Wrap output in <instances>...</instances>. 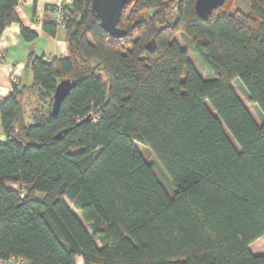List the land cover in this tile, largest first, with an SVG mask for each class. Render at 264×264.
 I'll return each mask as SVG.
<instances>
[{"label":"trees","instance_id":"16d2710c","mask_svg":"<svg viewBox=\"0 0 264 264\" xmlns=\"http://www.w3.org/2000/svg\"><path fill=\"white\" fill-rule=\"evenodd\" d=\"M20 1L0 0V36L19 23ZM233 1L203 20L195 0H128L121 38L101 28L91 0H71L60 22H42L51 37L64 29L67 55L29 53L30 85L12 83L0 103L1 261L264 264L249 249L264 236V0H247L246 14ZM61 79L73 87L53 116L43 103Z\"/></svg>","mask_w":264,"mask_h":264},{"label":"crops","instance_id":"0c3cea01","mask_svg":"<svg viewBox=\"0 0 264 264\" xmlns=\"http://www.w3.org/2000/svg\"><path fill=\"white\" fill-rule=\"evenodd\" d=\"M67 2L68 0H21L16 5L15 12L19 23L13 22L6 26L0 36V54L2 58L0 61V103L12 90L11 76L17 78L16 84L19 86L30 85L32 73L26 66L29 53L35 56L43 55L46 59L67 55L64 29L59 26L54 37L49 36L42 30L44 20L56 21L57 10L51 11L50 6L59 7L61 3L67 4ZM249 9L250 5L247 0L233 1L232 10H239L246 14ZM20 24L33 31L36 34L35 39L27 41L21 34ZM32 120L31 115L28 113L26 121L31 123ZM5 141L6 136L0 123V143ZM7 186L15 187L13 184ZM249 249L255 255L264 254V236L253 241L249 245ZM77 264H83L81 258H78Z\"/></svg>","mask_w":264,"mask_h":264},{"label":"water","instance_id":"95a60500","mask_svg":"<svg viewBox=\"0 0 264 264\" xmlns=\"http://www.w3.org/2000/svg\"><path fill=\"white\" fill-rule=\"evenodd\" d=\"M128 0H91L90 12L99 19V24L103 30L109 33L111 37L121 38L125 35V30L119 28L118 21L123 9V6ZM225 0H195V13L203 20H206L213 9L223 5ZM155 47L154 41L150 40L147 43V48L153 50ZM73 87L70 79H61L55 86L52 103L51 115H56L61 102L68 95ZM59 138V136H57Z\"/></svg>","mask_w":264,"mask_h":264},{"label":"rangeland","instance_id":"374dc122","mask_svg":"<svg viewBox=\"0 0 264 264\" xmlns=\"http://www.w3.org/2000/svg\"><path fill=\"white\" fill-rule=\"evenodd\" d=\"M62 5L63 4L61 3V5H59V6L62 7ZM56 20H57V17H56ZM176 40H177V42L179 43V45L182 48H185L187 50L189 58L194 63V65L196 66L198 71L204 77H206V73H205L204 69L200 66V64L198 63L197 59L195 58V56H194V54H193V52L191 50V44H190L189 40L184 38L181 34H177L176 35ZM231 86L234 89V91L236 92V94L239 96V98L241 99L242 103L248 109V111L250 112V114L252 115L254 120L257 122V124L261 125V120H260L259 113H258V110H257L256 106L254 104L250 103L247 100V98H246V96L244 94V91H243L242 87L240 86V84L237 81H234L233 83H231ZM51 102H50V97L47 96L46 100L44 101L46 110L51 108ZM27 110H28V108H27ZM27 115H28V113H27ZM28 118H29V116H28ZM138 148L141 151V153H142L143 157L145 158V160L153 164L155 174H156L158 180L164 186V188L167 191V193L169 195H172V187H171V185L169 183V179H168L167 175L165 174V172L162 171V169L159 167V165L157 163V160L154 157V154L150 151V149H148L147 147H145L143 145L138 144ZM65 201L67 202L69 207L73 210V212L76 213L75 210L73 209V207L71 206V204L67 201V199H65Z\"/></svg>","mask_w":264,"mask_h":264},{"label":"built area","instance_id":"2783aa9c","mask_svg":"<svg viewBox=\"0 0 264 264\" xmlns=\"http://www.w3.org/2000/svg\"><path fill=\"white\" fill-rule=\"evenodd\" d=\"M71 0H68V4H70ZM56 17H57V22H60L62 18V13H61V6H59L58 10L56 11ZM17 81V78L15 76H11V82L15 83ZM97 118L96 115L92 116V121H95ZM0 264H28L27 260L24 259L21 256H11L7 261H2Z\"/></svg>","mask_w":264,"mask_h":264}]
</instances>
